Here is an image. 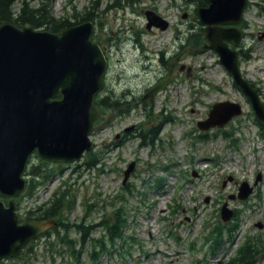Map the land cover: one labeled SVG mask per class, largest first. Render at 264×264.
<instances>
[{"label": "rangeland", "instance_id": "1", "mask_svg": "<svg viewBox=\"0 0 264 264\" xmlns=\"http://www.w3.org/2000/svg\"><path fill=\"white\" fill-rule=\"evenodd\" d=\"M29 1L38 6L44 0ZM200 2L50 0L51 12L57 18L76 22V17L93 13L92 37L107 55L106 83L116 100L125 89L142 95L168 76L170 60L186 48L192 51L170 64L173 80L149 109L123 111L121 117L92 135L93 151L99 159L95 166L88 167L91 159L87 153L77 162L62 163L63 176L54 177L33 198L23 197L19 202V213L25 220L30 209L48 201L60 185H65L77 195L71 220L81 222L85 217L87 223H104L123 207L128 215L125 238L113 244L99 225L90 237L100 238L106 232L108 249L97 260L90 254L94 241H89L84 248H77L81 251L78 256L65 253L57 255L54 262L48 238L42 237L33 243L32 256L27 258V248L24 259L0 264H234L238 248L248 238L260 245L257 264H264L263 131L218 53L199 49L205 42V25L197 13ZM18 6L20 3H15V8ZM149 10L165 19L168 26L147 28ZM243 21V37L234 48L243 50L239 53L242 73L255 82L264 101V0H250ZM162 57L167 64L161 63ZM224 100L240 103L243 113L224 127L199 129L198 121L207 117L214 103ZM124 129L129 135L118 141L117 133ZM140 133L148 141L154 135L153 143L141 145ZM132 163L134 169L124 183V173ZM160 178L163 184L156 187ZM244 181L255 185L254 192L244 200L232 198ZM225 203L238 218L234 213L229 221L222 219ZM224 224L234 225L237 231L229 237L224 228V244L213 253L214 231ZM70 236L76 239L79 234L72 230Z\"/></svg>", "mask_w": 264, "mask_h": 264}, {"label": "water", "instance_id": "2", "mask_svg": "<svg viewBox=\"0 0 264 264\" xmlns=\"http://www.w3.org/2000/svg\"><path fill=\"white\" fill-rule=\"evenodd\" d=\"M209 2L197 9L205 25L206 42L200 49H213L219 54L220 62L247 96L257 119L264 123V102L244 77L239 52L234 48L243 37L238 24L249 0ZM146 16L149 29L168 26L154 11H147ZM93 31L91 21L60 33L38 29L32 23L20 27L8 20L0 21V195L9 198L7 202L0 198V262L18 256L31 240L57 225L56 219L21 222L18 197L27 188L25 174L31 157L38 154L44 161L57 163L81 160L94 147L91 135L109 123L96 125L102 116L96 98L105 86L109 63L100 44L92 39ZM191 51L186 48L173 62ZM172 78L170 74L150 87L141 98L142 107L150 105ZM242 112L238 102H216L198 127H224ZM133 169L134 163L125 171L124 183ZM259 179L260 175L255 185ZM253 190L254 186L244 181L238 197L246 199ZM233 214L225 203L222 219L229 221Z\"/></svg>", "mask_w": 264, "mask_h": 264}, {"label": "trees", "instance_id": "3", "mask_svg": "<svg viewBox=\"0 0 264 264\" xmlns=\"http://www.w3.org/2000/svg\"><path fill=\"white\" fill-rule=\"evenodd\" d=\"M16 1L17 0H0V21L8 20L20 27L24 26L26 23H32L36 28L43 27L44 30H49L51 32L56 33H60L63 29L75 25L79 22H94V18L91 16L93 15V13H84L80 17H76V22H71L67 17H55L53 16L50 9V0H44L40 2L38 6L31 5L29 0H21L17 1L20 3V6L15 8V3H17ZM132 1L133 0H128V2ZM198 2H200V0H198ZM208 4L209 0H202L200 2L201 6H205ZM198 40L199 44L200 36L198 37ZM183 48H185V46H183ZM239 53L240 55H242L243 50L240 49ZM252 84L256 87L255 82H252ZM234 86L239 88L235 83ZM119 101L120 100H116V98L103 97L97 100V104L105 109H108L112 108V106L118 105ZM254 121L259 126V128H261V130L263 131L261 132V134L264 136V123L260 122L256 117ZM137 136H139L142 140L141 145L147 144V142L153 143L155 137L154 135L151 136V140L148 141L149 138H147V136L143 133H140ZM225 136L227 137L228 135ZM87 155L89 157V160L91 159L88 164L89 168L95 166L99 162V159H97L98 157H95L97 156V153H95L93 150L87 152ZM62 165L63 164L44 161L39 156H37L36 160L33 159L26 172L28 176V186L22 198H33L38 192V190L44 187L54 177L63 176L62 174L65 171V167ZM65 183L68 185L67 181H65ZM162 184L163 179L160 178V180H157L156 187H160L162 186ZM0 198L4 199L5 201H8L6 197H3L1 195ZM76 207L77 195L72 192L69 187H66L65 185H60L53 192L48 201L44 202L41 205H37L35 208L30 209L27 212L26 219L33 218L57 220V225L54 228L45 232L38 238H48V245L50 247V251L52 252V255H55L53 256L54 262L57 258V255L69 253L73 256H78L81 251L77 248H84L86 246V243L89 241H94V250L90 254L93 259L97 260L108 249L104 243L106 232L107 238L113 244L116 242V240L125 238L124 231L127 227L128 215L125 211H123V207H120L113 211V219H108L104 223H87L85 221V217L81 222H75L71 220L70 214L76 209ZM236 214L238 218V213ZM99 225H103L106 232L103 233L100 238L90 237V235L98 228ZM224 228L229 230V237H234L237 231L234 225L228 226L224 224L221 227L217 226V229L214 231V233L216 234V237L214 238L215 242H213V245H211V250L213 251V253L222 246L221 244L223 243L222 239L224 238ZM72 230H75L79 234V237H77L76 239L71 238L70 234ZM35 242L36 241L34 240L31 241V244L27 247V258L33 255L34 250L32 248V245H34L33 243ZM65 247L67 248L66 251L64 250ZM97 247L99 248L97 249ZM260 251V245L255 241H251V239L248 238L238 248L237 256L233 259V263L257 264L258 255ZM23 254H20L17 259L23 258Z\"/></svg>", "mask_w": 264, "mask_h": 264}, {"label": "flooded vegetation", "instance_id": "4", "mask_svg": "<svg viewBox=\"0 0 264 264\" xmlns=\"http://www.w3.org/2000/svg\"><path fill=\"white\" fill-rule=\"evenodd\" d=\"M241 23H242V28L243 27L245 28V21H242ZM165 62H166L165 59L162 57L161 63L165 64ZM258 91H259V89H258ZM108 92H109V88L107 87V83H106L105 88L99 93V98H103V97L112 98ZM144 93L142 95L136 96V94L130 89L123 90L120 97H119V98H121L119 101V104L116 106H112V108L106 109L107 111L104 110V108H103L102 109L104 111V112H102L103 116L98 120L97 124H100L103 121H107V120H109L110 122L112 120H116L122 116L121 112H123V111L129 110L131 112L132 110H136V109L140 110L142 107L141 106V98L144 95ZM135 104H138V105L135 106ZM149 108L150 107L145 108L143 110H147ZM134 129H135V127H134ZM129 132L130 131H126L125 129L123 131L118 132L117 133V138H119L118 141H123L124 139H126L127 136L129 135L128 134ZM19 202H20V200H19ZM26 217H27V215H26ZM31 219H33V218H31Z\"/></svg>", "mask_w": 264, "mask_h": 264}]
</instances>
